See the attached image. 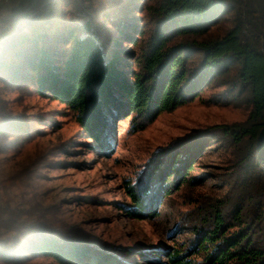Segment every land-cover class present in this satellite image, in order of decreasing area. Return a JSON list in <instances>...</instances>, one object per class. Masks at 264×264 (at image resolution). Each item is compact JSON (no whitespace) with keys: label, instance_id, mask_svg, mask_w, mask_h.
Returning <instances> with one entry per match:
<instances>
[{"label":"trees","instance_id":"obj_1","mask_svg":"<svg viewBox=\"0 0 264 264\" xmlns=\"http://www.w3.org/2000/svg\"><path fill=\"white\" fill-rule=\"evenodd\" d=\"M56 2L0 9V93L56 102L97 157L114 151L120 120L128 134L142 132L210 88H224L211 102L242 100L248 113L159 150L126 184L130 203L116 207L135 221L157 218L164 200L179 195L184 210L167 237L174 246L108 250L34 198L11 205V182L0 184V264H264V0ZM35 123L58 128L42 116ZM34 134L29 117L0 99V154ZM216 154L223 193H201L210 175L191 172Z\"/></svg>","mask_w":264,"mask_h":264},{"label":"rangeland","instance_id":"obj_2","mask_svg":"<svg viewBox=\"0 0 264 264\" xmlns=\"http://www.w3.org/2000/svg\"><path fill=\"white\" fill-rule=\"evenodd\" d=\"M31 1L34 0H6L1 9L19 8ZM61 1L57 0V7L61 6ZM81 7L89 14L84 4ZM229 25L212 27L210 33L222 35ZM217 93H224V88L206 90L193 102L161 114L144 131L135 134L127 133L126 119L120 120L114 151L107 157H97L84 146L90 142L80 136L68 110L56 102L35 95L20 102L13 93H0V99L6 101L13 114L27 115L32 127L40 131L19 150L11 149L0 154V184L7 187L13 183L8 190L9 199H13L11 205L19 203L22 197L34 198L42 207L55 208L56 218L65 227L81 229L89 235L92 243L108 250L133 251L134 248L160 244L172 247L175 243L167 237L184 210L179 195L167 197L153 220H132L116 205L130 203L125 192L126 184L134 182L143 166L159 150L208 127L245 120L248 110L242 100L220 96L215 104L211 99ZM38 116L56 123L58 128L51 130L50 126L36 124ZM223 162L218 154L201 158L202 168L194 169L191 174L209 173L210 179L198 186L197 191L223 193L216 188L214 180L223 173ZM19 182L26 186H18ZM186 239L187 236L182 234L178 241ZM120 255L124 260H131L129 255ZM23 264L56 263L37 258ZM135 264L142 263L136 260Z\"/></svg>","mask_w":264,"mask_h":264},{"label":"built area","instance_id":"obj_3","mask_svg":"<svg viewBox=\"0 0 264 264\" xmlns=\"http://www.w3.org/2000/svg\"><path fill=\"white\" fill-rule=\"evenodd\" d=\"M6 0H0V9H1V6L4 4Z\"/></svg>","mask_w":264,"mask_h":264}]
</instances>
